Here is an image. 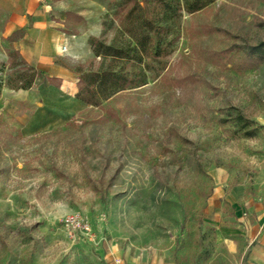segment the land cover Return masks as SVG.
<instances>
[{"label": "rangeland", "instance_id": "374dc122", "mask_svg": "<svg viewBox=\"0 0 264 264\" xmlns=\"http://www.w3.org/2000/svg\"><path fill=\"white\" fill-rule=\"evenodd\" d=\"M124 1L102 0L103 42L118 37ZM166 13L170 53L99 106L76 97L95 55L68 84L42 73L3 88L0 264H224L215 170L229 174L224 190L252 191L264 159V61L245 50L264 40V0ZM6 63V81L25 69Z\"/></svg>", "mask_w": 264, "mask_h": 264}, {"label": "crops", "instance_id": "0c3cea01", "mask_svg": "<svg viewBox=\"0 0 264 264\" xmlns=\"http://www.w3.org/2000/svg\"><path fill=\"white\" fill-rule=\"evenodd\" d=\"M102 4V0H0V42L17 49L42 73L68 84L78 79L72 64L87 62L94 55L89 39L103 33ZM0 58L8 61L6 49ZM215 176L219 191L211 199L222 206L219 214L224 220L230 219L219 222L218 240L225 249L221 262L264 264V159L255 173L252 191H245L244 184L240 191L224 190L228 172L216 169ZM228 205L234 214L229 213ZM130 264H148V259Z\"/></svg>", "mask_w": 264, "mask_h": 264}, {"label": "trees", "instance_id": "16d2710c", "mask_svg": "<svg viewBox=\"0 0 264 264\" xmlns=\"http://www.w3.org/2000/svg\"><path fill=\"white\" fill-rule=\"evenodd\" d=\"M150 0L143 3L126 0L119 5L115 15L119 22L118 37L111 43L90 37L95 57H100L98 68L80 69L76 97L87 105L99 106L113 95L147 82L148 59L167 56L173 38H169L172 25L167 18V8H185L188 12L202 9L214 0ZM164 8V9H163ZM247 54L264 61V40L255 45H245ZM8 67L24 65L12 80L6 81L0 67V94L5 86L14 90L30 89L42 71L28 64L17 49L8 52ZM50 81L55 77L47 76ZM243 117V116H242Z\"/></svg>", "mask_w": 264, "mask_h": 264}, {"label": "built area", "instance_id": "2783aa9c", "mask_svg": "<svg viewBox=\"0 0 264 264\" xmlns=\"http://www.w3.org/2000/svg\"><path fill=\"white\" fill-rule=\"evenodd\" d=\"M63 50H66V47H65V46H64ZM68 220H70V221H75V220H76V216H74V217H71V218H70V219H68Z\"/></svg>", "mask_w": 264, "mask_h": 264}]
</instances>
